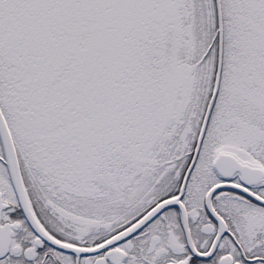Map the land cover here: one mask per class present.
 Returning a JSON list of instances; mask_svg holds the SVG:
<instances>
[{
  "label": "snow or ice",
  "instance_id": "obj_1",
  "mask_svg": "<svg viewBox=\"0 0 264 264\" xmlns=\"http://www.w3.org/2000/svg\"><path fill=\"white\" fill-rule=\"evenodd\" d=\"M0 264H264V0H0Z\"/></svg>",
  "mask_w": 264,
  "mask_h": 264
}]
</instances>
